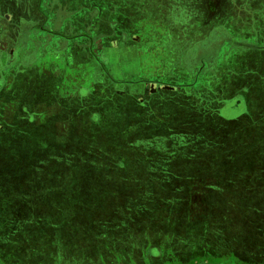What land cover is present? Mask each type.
<instances>
[{"label":"crops","instance_id":"crops-1","mask_svg":"<svg viewBox=\"0 0 264 264\" xmlns=\"http://www.w3.org/2000/svg\"><path fill=\"white\" fill-rule=\"evenodd\" d=\"M53 2L0 0L4 127L28 126L31 138L86 137L115 114L144 141L231 145L238 132L259 133L261 115L243 120L251 92L264 90V0ZM174 119L176 131L167 124ZM225 154L232 162L233 151ZM232 261L194 264H258Z\"/></svg>","mask_w":264,"mask_h":264},{"label":"rangeland","instance_id":"rangeland-1","mask_svg":"<svg viewBox=\"0 0 264 264\" xmlns=\"http://www.w3.org/2000/svg\"><path fill=\"white\" fill-rule=\"evenodd\" d=\"M255 98L264 104V90L251 92L243 121L261 115L259 133L238 132L231 145L135 139L138 129L115 114L86 137L31 138L28 126L0 124V264H264V109Z\"/></svg>","mask_w":264,"mask_h":264},{"label":"flooded vegetation","instance_id":"flooded-vegetation-1","mask_svg":"<svg viewBox=\"0 0 264 264\" xmlns=\"http://www.w3.org/2000/svg\"><path fill=\"white\" fill-rule=\"evenodd\" d=\"M49 2L52 3V4L54 3L53 0H49Z\"/></svg>","mask_w":264,"mask_h":264},{"label":"trees","instance_id":"trees-1","mask_svg":"<svg viewBox=\"0 0 264 264\" xmlns=\"http://www.w3.org/2000/svg\"><path fill=\"white\" fill-rule=\"evenodd\" d=\"M196 148V147H195Z\"/></svg>","mask_w":264,"mask_h":264}]
</instances>
